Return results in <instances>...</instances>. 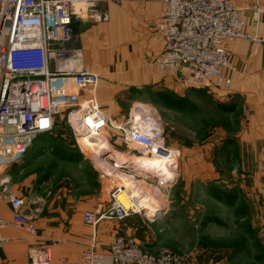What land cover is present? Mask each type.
<instances>
[{
    "label": "rangeland",
    "instance_id": "obj_1",
    "mask_svg": "<svg viewBox=\"0 0 264 264\" xmlns=\"http://www.w3.org/2000/svg\"><path fill=\"white\" fill-rule=\"evenodd\" d=\"M80 8L88 10L83 3L76 6L77 10ZM252 9L260 12L258 5ZM107 20L81 22L79 31L85 24L91 27ZM245 38L264 45L259 33ZM233 57L232 50L231 61L235 65ZM258 58V70L235 65V71H226L233 79L231 91L211 85L203 89L188 87L192 93L190 105L185 101V107L180 108L148 95V104L154 110L143 106L137 123L130 115L121 121L111 116L103 130L105 146L98 153L87 148L86 152L77 136L79 126H83L80 112L78 118L72 116L73 121L68 112L60 114L52 133L38 138L31 147L34 149L30 163L44 169V180L51 189L67 185L79 196L93 193L96 205L99 204L94 209L98 216L115 204L118 191L125 190L128 201L139 203L137 214L124 219H102L96 226L97 239L124 237L136 239L149 250L167 247L188 255L193 264H264V227L252 225L241 187L244 176L254 174L252 158L250 163L247 161V141L264 139L263 132L252 131L254 122L258 121L260 127L264 122V85L252 82L253 76H264L261 53ZM137 128L153 140L154 146H163L160 157L133 141ZM52 146L71 159L53 154ZM164 149L174 159L172 175L161 174L163 163L168 161L164 159ZM3 150L2 156H7L5 152L11 154L9 148ZM27 156L20 165H24ZM135 156L142 158L141 166L134 163ZM95 157L109 165L100 166ZM118 171L134 175L144 182L143 187L126 186ZM230 194L237 195L234 204L228 202ZM147 205L155 208L154 214Z\"/></svg>",
    "mask_w": 264,
    "mask_h": 264
},
{
    "label": "built area",
    "instance_id": "obj_2",
    "mask_svg": "<svg viewBox=\"0 0 264 264\" xmlns=\"http://www.w3.org/2000/svg\"><path fill=\"white\" fill-rule=\"evenodd\" d=\"M117 1L121 0H0V165L24 160L38 138L52 133L60 114L68 112L73 121L80 112L83 121H94L90 127L106 129L109 118L100 112L93 94L99 76L81 64L76 27L89 19L107 20L97 5ZM158 1L163 14L153 24L165 45L155 64L169 73L182 72L188 87L211 85L231 91L233 79L226 71L236 70L232 43L248 37L245 11L238 0ZM81 3L87 11L76 9ZM134 138L147 152L160 149L141 128ZM3 147L11 154L2 156ZM4 192L13 214L10 219L0 218V246L6 241L2 231L10 226L36 240L38 226L25 211L27 199L12 188ZM115 200L105 214L84 213L85 223L94 231L79 261L55 259L54 240L43 248L31 247L28 264H193L186 254L167 247L145 249L132 238L114 237L107 249H99L96 226L102 219H124L140 212L133 199L127 206L117 196Z\"/></svg>",
    "mask_w": 264,
    "mask_h": 264
},
{
    "label": "crops",
    "instance_id": "obj_3",
    "mask_svg": "<svg viewBox=\"0 0 264 264\" xmlns=\"http://www.w3.org/2000/svg\"><path fill=\"white\" fill-rule=\"evenodd\" d=\"M238 2L245 11V33L247 35L259 33L264 37V0ZM253 5H258L260 12L252 9ZM97 7L108 15L107 22L91 27L85 24L82 31H79V27L83 23H79L76 35L82 50V66L99 76V84L93 94L100 112L111 120L112 116L119 121L130 115L137 123L140 120L137 117L143 114V106L151 107L148 104V95L158 96L165 104L173 107H176V104L179 106L181 104V107L190 105L192 93L183 82V73L160 72L155 64L156 57L163 51L165 45L153 24L154 20L163 14L162 3L158 0H121L102 2ZM232 50L233 62L238 68L247 66L251 69L256 68L255 70L260 68L258 56L261 53L264 58L263 44L241 38L232 43ZM244 61L246 63H242ZM252 82L264 85V76H253ZM261 96L264 98V91ZM151 109L154 110L152 107ZM257 117L256 114L255 118ZM258 123L254 122L252 131L264 133V122L262 127ZM83 127L84 124L77 130L81 144L86 152L89 149L98 153L100 150L91 149L79 135ZM247 147L250 149L247 161L250 163L252 158L254 174L252 172V177L244 176L241 187L245 190L248 213L253 218L252 225L263 228L264 139L249 140ZM32 150L29 151L24 165L14 163L9 165L10 168L8 165H0V218L12 217L13 210L4 192V188H12L17 196L27 199L25 211L35 218L38 234L36 240H32L17 227L5 228L2 234L6 241L0 246V263L28 264L31 247L43 248L52 244L54 240L57 241L53 246L55 259L67 258L77 262L82 257L90 235L93 234L92 227L84 221V213L94 212L99 204L96 205L93 193L79 196L76 190L67 185L49 188L47 181L44 180L46 178L44 169L39 170L35 168L36 163H30ZM51 151L53 154L57 153L61 159L71 158L54 146ZM38 157L41 158L43 155ZM133 158L135 164L142 165V158L137 156ZM99 164L104 167L109 165L100 162ZM111 240L98 239L99 249H107ZM261 242H264V238Z\"/></svg>",
    "mask_w": 264,
    "mask_h": 264
},
{
    "label": "bare ground",
    "instance_id": "obj_4",
    "mask_svg": "<svg viewBox=\"0 0 264 264\" xmlns=\"http://www.w3.org/2000/svg\"><path fill=\"white\" fill-rule=\"evenodd\" d=\"M93 123H94V121L92 119L83 121V117H82V124H84V127L79 131V135L82 137L83 141L85 142V144L87 146H89L91 149H93L95 151H98V150H101L103 148V146H105L106 136H104L103 131H102L104 129L97 128L96 126H91V127L89 126V125H93ZM161 147H163V146L159 145L160 149L157 150L156 154H152V155L159 156L161 154V149H162ZM163 152H164L163 155L165 157L164 159H166L168 161H165L163 163L164 170H163V172L161 174H163V175H166V174L167 175H172L170 173L171 172L170 169H173L174 159L171 156L172 154L168 153L167 150L164 149ZM95 159H97L100 162V158H96L95 157ZM100 163H106L107 164L106 161H103V162H100ZM118 173L127 182L126 186H130V184H134L133 188L135 187V188L138 189L141 186L143 187L142 183H144V182H142L141 180H138L134 175L128 174V173H124V172H120V171H118ZM140 189L142 190V188H140ZM134 192H136V191H134ZM146 199L147 198H145V200ZM117 200L120 203L122 202V204H125V206L129 205V201L127 199V193H126L125 190H123V192L119 191V193L117 194ZM147 207H149L150 212L154 214V211H155L154 209L155 208L152 205L151 206L147 205Z\"/></svg>",
    "mask_w": 264,
    "mask_h": 264
},
{
    "label": "trees",
    "instance_id": "obj_5",
    "mask_svg": "<svg viewBox=\"0 0 264 264\" xmlns=\"http://www.w3.org/2000/svg\"><path fill=\"white\" fill-rule=\"evenodd\" d=\"M176 107H179L180 108L181 107V104H180V106H179V104L178 105L176 104ZM68 159H71V158H68ZM236 197H237L236 195H232L231 196V194H230V198L231 199L229 198V201L228 202H230L231 204H234V201L236 200Z\"/></svg>",
    "mask_w": 264,
    "mask_h": 264
}]
</instances>
